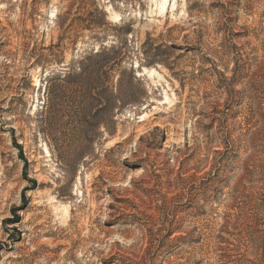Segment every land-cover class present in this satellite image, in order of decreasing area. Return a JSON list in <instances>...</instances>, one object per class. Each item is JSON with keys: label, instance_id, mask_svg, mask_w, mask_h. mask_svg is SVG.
<instances>
[{"label": "rangeland", "instance_id": "rangeland-1", "mask_svg": "<svg viewBox=\"0 0 264 264\" xmlns=\"http://www.w3.org/2000/svg\"><path fill=\"white\" fill-rule=\"evenodd\" d=\"M78 1L0 0V264H264V0H95L142 96L57 155L32 64ZM147 39L172 70L140 65Z\"/></svg>", "mask_w": 264, "mask_h": 264}, {"label": "trees", "instance_id": "trees-1", "mask_svg": "<svg viewBox=\"0 0 264 264\" xmlns=\"http://www.w3.org/2000/svg\"><path fill=\"white\" fill-rule=\"evenodd\" d=\"M107 1L114 3V0ZM214 1L218 3L211 5L213 8L223 9L220 2L225 0ZM75 4L79 7L73 9ZM75 4L69 6L65 16L56 13L55 24L60 31L57 43L44 49L48 55L34 57L32 65L39 66L45 78L40 125L47 133L55 154L74 148L83 156L98 140L101 128L108 133L115 130V126L112 130L110 128V124L115 125L114 112L137 104L142 93L140 91V96H137L140 83L134 76L133 58L127 52L129 27L107 22L105 13L99 10L95 0H79ZM25 8L22 7V12L27 20L30 14L24 13ZM70 12H74V16L69 19ZM84 32L89 34V39L97 44V48L92 46L84 52L77 49L78 39ZM113 32L117 35H112ZM110 35L113 42L107 44ZM66 46H72V59L68 63L63 53ZM142 48L144 57L136 58L140 65L164 64L157 61L161 60L158 59L161 46H155L147 39ZM209 64L214 71L213 76L219 77L221 82L223 78L216 68L218 66L213 62ZM49 66L53 67L52 71H46ZM223 80L226 82V79Z\"/></svg>", "mask_w": 264, "mask_h": 264}, {"label": "bare ground", "instance_id": "bare-ground-1", "mask_svg": "<svg viewBox=\"0 0 264 264\" xmlns=\"http://www.w3.org/2000/svg\"><path fill=\"white\" fill-rule=\"evenodd\" d=\"M162 1H163V3L160 5L161 9H163L166 6V4H167L166 3L167 0H162Z\"/></svg>", "mask_w": 264, "mask_h": 264}]
</instances>
